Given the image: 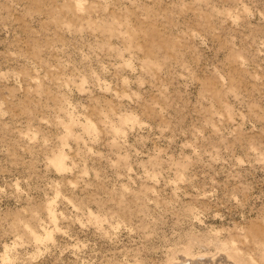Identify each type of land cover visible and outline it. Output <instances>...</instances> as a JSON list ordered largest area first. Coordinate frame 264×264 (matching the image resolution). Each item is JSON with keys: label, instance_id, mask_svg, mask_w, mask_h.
<instances>
[{"label": "rangeland", "instance_id": "374dc122", "mask_svg": "<svg viewBox=\"0 0 264 264\" xmlns=\"http://www.w3.org/2000/svg\"><path fill=\"white\" fill-rule=\"evenodd\" d=\"M0 264H264V0H0Z\"/></svg>", "mask_w": 264, "mask_h": 264}]
</instances>
